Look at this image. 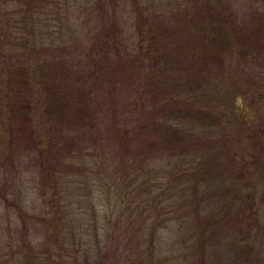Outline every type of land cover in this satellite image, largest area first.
I'll use <instances>...</instances> for the list:
<instances>
[{
  "label": "rangeland",
  "instance_id": "1",
  "mask_svg": "<svg viewBox=\"0 0 264 264\" xmlns=\"http://www.w3.org/2000/svg\"><path fill=\"white\" fill-rule=\"evenodd\" d=\"M227 1L233 4V10L240 16L232 13L224 20L222 15L215 14L213 20L220 19L215 21L218 28L208 37H205L206 33L197 35L195 32H190V36L187 33L189 31L181 29L185 23H182L177 5H173L175 0H166L168 6L165 12H154L159 4L146 11L147 16L155 14L151 23L158 28L164 30L168 25L180 33L184 32L174 37L176 44L173 47L152 48L153 64L144 78L149 94L145 106L148 107L154 101H164V107L152 109L147 114L149 119L162 118L161 130L155 137L164 139L159 143V147L163 148L162 153H153L155 163L152 164L151 174L158 175L154 178L155 187H150L148 194L152 208L144 212V217L152 225L158 224L160 218L162 221L163 218L173 217L157 229L154 260L160 264H264V76L261 74L264 69H261L260 60L259 64L245 63V57L250 59L245 54L246 47L250 49L256 46L258 50H264V0ZM69 2L72 3L71 0ZM143 2L149 6L152 1ZM79 3L82 4V1ZM42 5L40 0H33L35 7L30 22H27L37 25L43 18L40 13ZM60 6L65 9L67 4L60 1ZM22 11L23 5L18 0H0V63L8 62V67L0 64V264H72L71 235L65 238L63 234L60 239H56L52 230L45 231L42 221H50L54 217L50 210L55 201L52 182L56 178L55 174L61 177L63 185L67 182L68 165L62 161L63 167L58 168L53 162L58 152L55 144L60 143L59 147L62 148L67 137L56 132L66 133L71 127L62 125L56 117L49 121L40 118L36 114L39 112L37 92L35 97H29L26 101L24 93L27 90L31 94L29 86L14 82V77L18 78V63L23 62L22 39L26 35L39 33L25 29L26 15ZM133 12L131 4L122 12L124 21L121 27L124 28V34L118 38V42L122 41L125 47L141 54ZM82 21L83 17L74 24L78 32L71 39L69 34L61 31V35L69 40L68 52L61 53L59 58L67 56L65 61L70 63L75 62L74 52L82 54L88 46L86 32L80 30ZM55 25L52 22V28L46 32L53 38L57 35ZM222 25L227 30L229 27L231 31L237 30L235 36L238 35V38L229 42L228 33ZM164 33L166 36L161 37L158 44L162 41L168 43V36ZM204 39H207L206 43ZM50 40H46L43 48H37V54L54 64L59 53ZM233 44L245 45L244 50ZM192 45L194 48L196 45V50ZM197 50L203 62L195 58ZM124 52L120 50L118 54L124 56ZM211 52L213 57L210 58ZM118 54L113 56L116 70L119 67ZM34 58L36 60L38 57H32V60ZM135 72L129 67L122 69L115 86L111 90L105 88L99 100L111 102L107 112L109 117L114 102L127 105L125 119L130 118L129 125L134 128L138 126L136 121L140 116L134 99L138 88L143 86L141 77H133L132 73ZM238 74L243 75L242 80L245 82L240 87L249 93L238 92L230 87L231 79H235ZM200 77L204 80H197ZM110 126L108 122L106 128ZM167 138L172 139L170 145L165 141ZM42 151L51 177L48 188L44 187L43 179L46 177H43L40 169ZM171 153L178 162L184 164L193 162L197 154L203 161L208 160L206 166L210 173L201 178L207 180L195 190L196 203L200 201V207H189L191 204L185 208L179 206L172 214L166 208L170 206L168 203H172L166 202L167 196L178 195L187 200L196 195L187 186L189 178L197 179L195 174L187 178L183 174L174 177L169 174L172 170ZM60 158L64 160L63 151ZM61 199L64 205L58 213L59 219L65 214L72 218V206L67 204L68 198L65 195ZM84 209V213L72 219V224L78 229V238L84 235L87 228L95 227L99 233L95 242L103 240L106 236L102 229L106 220L112 217V221L108 222L111 223V231L107 234L111 238L103 240L108 244V250L101 256L103 264H133L131 261L136 259L130 250L133 244L129 236L122 235L120 228L126 226L128 217L120 218L114 201L109 204L104 196L97 205L96 217L94 212L90 214L87 211L90 203ZM197 211L200 223L202 219L210 223L220 220L204 232L198 226ZM134 216L138 218V215ZM120 219L122 224L117 223ZM68 226L71 228V222L70 225L62 222V227ZM64 230L63 233L67 234ZM201 232L204 233L203 239L200 237ZM79 261L84 264L85 260L80 256Z\"/></svg>",
  "mask_w": 264,
  "mask_h": 264
},
{
  "label": "trees",
  "instance_id": "2",
  "mask_svg": "<svg viewBox=\"0 0 264 264\" xmlns=\"http://www.w3.org/2000/svg\"><path fill=\"white\" fill-rule=\"evenodd\" d=\"M18 1L23 5L22 14L26 15L24 20L25 29L35 30L39 33L26 35L22 39L24 40L23 46H21V50L24 51L23 62L18 63L20 64L19 69H17L18 78L14 77V82L18 81L24 87L29 86L31 94L27 90L25 91L26 101L29 97H35V92H37L39 112L35 113L40 118H47L49 121L56 117L55 119L59 123L71 127L66 133L56 132L58 135L62 134L67 137V142L62 144V148L59 147L60 143L55 144L58 152L53 158L54 165L58 168L63 167L62 161L68 165L66 168L67 182L63 185L61 177H58L57 173L55 174L56 178L52 181L54 182L53 195H55V201L50 212L52 217L54 216L53 218L56 219L51 218L50 221L42 219L46 227L45 231L52 230L56 239H60L63 234L65 238L67 235H71L72 264H80V256L84 258V264H103L101 256L108 250V244L103 240H110L111 238V235L107 236V234L111 231V223L108 222L112 221V217L106 220L104 229H102L106 237L103 240L98 239L99 242H95L99 234L95 227L87 228L84 235L78 238V229L72 224V219H76L79 213H84L86 211L84 209L85 205L89 203L90 209L87 211L90 214L94 212L96 217L97 205L106 196L109 204L114 201L120 213V218L128 217L126 226L120 228L123 231L122 235L129 236L133 244L130 250H132V256L136 259L131 262L133 264H160V262L154 260L157 250L156 241L158 240L157 229L173 217L163 218L162 221L160 218L157 220V222L160 221L158 224L152 225V222L149 223V219L144 217V212L147 208H152L150 207L152 205L148 194L150 187H155L154 178L158 175V173L153 176L151 174L152 164L155 163L153 153L158 152V155L162 153L163 148L159 147V143L164 139L155 137V134L161 130L162 118L159 116L149 119L147 114L152 109L164 107L162 105L164 101H154L148 107L145 106V100L148 102L147 95L149 94L146 92L144 78L146 71L153 64L152 48L155 50L161 47L165 49V46L173 47L176 44L174 37L184 32L180 33L181 31L168 25L162 30L163 28H158L159 26L151 23L155 14L147 16V8L155 4H159V6L154 12H165V8L168 6L166 0H150L152 2L149 3V6H146L147 4L143 2L149 0H81L82 4L79 3L80 0H71L72 3H68L69 0H40V3L44 4L40 9L43 18L37 25L36 23H29L35 7H33V0ZM60 1L67 4L65 9L60 6ZM130 4L133 6L135 25L138 28L141 54L125 47L122 41L118 42V38L124 34V28L121 27L124 21L122 12ZM175 4L177 10L181 13L180 15H182V23H185L184 26H181V29L189 31L187 33L190 36V32H195L197 35L206 33L207 36L205 37L210 36L209 33L211 32L214 33L218 28V23L215 21L220 20H213L215 14L222 15L224 20L232 13L240 16V13L233 10V4L227 0H175L173 5ZM81 17H83V21L80 30L83 29L82 31L86 32L88 39L86 44L88 46L82 51V54L77 55L78 53L74 52L73 60L75 62L70 63L65 61L67 56L59 58V55L68 52L67 41L77 35L78 29L75 28L74 24ZM52 22L56 23L57 30V33L55 32L57 35L54 38L46 34L52 28ZM223 29L228 33L227 39L229 42L238 38V35L235 36L237 30L231 31V27L228 30L227 27H223ZM61 31L69 34V39L61 35ZM164 31L168 36V43L162 41L158 44L160 38L166 36ZM196 37L198 38V36ZM50 38V43L53 46L56 45V51L59 53L55 57L56 62H53L54 64H50L48 58L39 57L37 54V48H43L46 45V40ZM206 40L204 39L205 43ZM127 46L129 45L127 44ZM233 46L238 47L239 45L233 44ZM244 46H239L241 51L244 50ZM127 49L129 52H127ZM194 49L196 50V45ZM258 49L256 46L250 47V49L246 47L245 54L249 55L250 59L245 57V63L248 65L257 64L256 59L264 53V50L260 51ZM120 50H125L124 56L121 53L118 54ZM247 50H249V54ZM198 51L195 53V58H197V61L203 62L204 60L200 56L201 53ZM117 54L120 57L118 59L119 67L116 70L117 65L113 56ZM242 54L243 52H241V56ZM32 57L38 58L32 60ZM209 57H213L212 52ZM0 64L8 67V62ZM126 67L134 70V72L137 71L132 73L133 77L139 76L143 79V86L138 88L134 99L138 107V114H140L137 117L136 124L138 123V126L136 128L129 125L131 123L130 118L125 119L127 105H123L119 101L114 102L112 104L114 109L109 117L107 112L111 102L99 101L104 89L111 90L115 86L121 70ZM261 69H264V66H261ZM54 74H56L55 77ZM261 74L264 76V73ZM129 75L131 78V73ZM243 78V75L238 74L235 79H231L230 87L246 94L249 93L247 89L240 87L245 83L242 80ZM197 80L203 81L204 79L200 77ZM208 86L210 87L209 83ZM201 96H203L202 93ZM209 96L213 99L212 95L209 94ZM108 122L111 124L109 129L106 128ZM168 138L165 141L170 145L172 139ZM61 151H63L64 160L60 158ZM40 156V169L43 177H46L43 179L44 187L48 188L51 177L47 172L48 166L45 153L42 151ZM174 157L175 155L171 153L172 170L169 171V174L172 177L183 174L186 178L195 174L197 179L192 180L189 178L187 186H189V190L194 191L196 194L195 190L207 180H201L202 175L205 176L210 173L209 168L206 166L208 160L203 161V158L197 154L193 162L184 164L181 161L178 162ZM167 190L169 191L170 188L168 187ZM163 191L159 194L160 197ZM65 195L68 198L67 204L72 206V218L71 215L69 217L68 214H65L62 219H59L58 213L62 204L64 205L61 198ZM175 196L171 195L166 198V202H172L168 203L170 206L165 205L166 208L170 209V214L176 212L179 206L185 208L186 205L191 204L189 207H200L198 206L200 201L196 203L197 194L187 200H184L183 196ZM198 212V226L204 232L211 229V225H216V222L220 220H213L210 223L202 219L200 223ZM134 214L138 215V218ZM62 222L64 225H70L71 222V228H69L70 226L62 227ZM117 223L122 224L123 222L120 219ZM63 229L67 234L63 233ZM203 234L202 232L200 234L202 239L204 238ZM248 262L250 261H245V263Z\"/></svg>",
  "mask_w": 264,
  "mask_h": 264
},
{
  "label": "flooded vegetation",
  "instance_id": "3",
  "mask_svg": "<svg viewBox=\"0 0 264 264\" xmlns=\"http://www.w3.org/2000/svg\"><path fill=\"white\" fill-rule=\"evenodd\" d=\"M262 54V53H261ZM258 60H260V62L262 63L261 64V66L263 67L264 66V55H260V56H258V58H257V64H259L260 62L258 61Z\"/></svg>",
  "mask_w": 264,
  "mask_h": 264
}]
</instances>
